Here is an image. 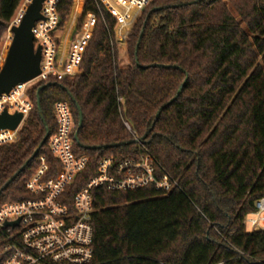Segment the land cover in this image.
<instances>
[{"label":"trees","instance_id":"obj_1","mask_svg":"<svg viewBox=\"0 0 264 264\" xmlns=\"http://www.w3.org/2000/svg\"><path fill=\"white\" fill-rule=\"evenodd\" d=\"M21 3L0 0V41ZM79 4L70 19L72 0L58 5L68 34ZM87 14L77 50L94 23L76 73L35 79L17 141L0 146V189L11 179L0 205L30 197L24 183L40 155L55 167L47 139L30 157L56 130L53 103L65 100L76 123L81 111L73 149L88 158L69 191L95 174L102 157L143 150L181 188L94 189L92 264H264V231L243 225L264 197V0H150L135 22L139 7L118 20L100 0H84L76 31ZM130 27L120 66L116 39L122 43ZM133 135L145 137L138 144ZM218 232L261 262L236 258Z\"/></svg>","mask_w":264,"mask_h":264},{"label":"built area","instance_id":"obj_2","mask_svg":"<svg viewBox=\"0 0 264 264\" xmlns=\"http://www.w3.org/2000/svg\"><path fill=\"white\" fill-rule=\"evenodd\" d=\"M30 1L24 0L18 17L8 25L9 40L10 26L17 24ZM122 1L137 3L140 13L150 0ZM60 2L44 0L40 9L42 19L36 21L32 28L34 46L41 47L40 74L36 79H46L50 74L70 75L66 66H75L80 58L76 49L69 48L62 64L58 63L59 32L64 27L60 28ZM3 108L9 112H21L23 122L32 109L27 84L16 85L7 95L0 97V112ZM52 115L56 130L47 138V146L56 160L55 167L52 168L46 157L40 155L24 183L30 197L0 205V264H92L94 189L126 192L150 187L162 194L181 190L177 179L143 150L142 154L132 158L102 157L97 162L95 174L72 193L68 189L77 185V177L85 170L88 158L76 154L73 149L77 123L68 102L56 100ZM123 124L131 132L130 125L125 121ZM17 130H1L0 146L17 141ZM133 138L139 139L136 135ZM243 225L245 231L249 226L247 232L264 231V197L254 201L253 210L245 216ZM219 235L234 251L236 258L261 262L238 249L221 233Z\"/></svg>","mask_w":264,"mask_h":264},{"label":"water","instance_id":"obj_3","mask_svg":"<svg viewBox=\"0 0 264 264\" xmlns=\"http://www.w3.org/2000/svg\"><path fill=\"white\" fill-rule=\"evenodd\" d=\"M44 0H31L25 7L22 15L20 16L17 24L10 26L11 33L10 41L7 46L6 54L3 63L0 67V97L7 95L16 85L27 84L35 80L40 74V60H41V47L40 45L34 46V35L32 28L36 21L42 19L40 13L41 5ZM185 80L179 86L175 97H177L182 90V86ZM37 90L36 105L39 109V99ZM174 97V98H175ZM159 113H156L155 118ZM23 114L18 111L9 112L6 108H3L0 112V131L10 130L15 131L19 128L22 122ZM43 118V117H41ZM82 114L78 108V121L77 129L74 139L78 142L77 131L81 127ZM48 134H46L37 148L33 151L31 159L34 158L39 148L46 141ZM143 136L142 138H144ZM142 138L133 140L134 142H140ZM27 162L19 169L21 171ZM18 171V172H19ZM9 179L0 191L9 183Z\"/></svg>","mask_w":264,"mask_h":264},{"label":"rangeland","instance_id":"obj_4","mask_svg":"<svg viewBox=\"0 0 264 264\" xmlns=\"http://www.w3.org/2000/svg\"><path fill=\"white\" fill-rule=\"evenodd\" d=\"M23 2H24V0H22V3L18 7V9H17L15 15L13 16L11 22H13L18 17L19 11L23 8V4H24ZM103 2L106 4L107 8L113 13V16H115L118 20H122L125 12L128 10L129 7H131V6L139 7V5L137 3H135V2L125 3L122 0H103ZM73 6H74V0H73V5H72L70 13L73 11ZM80 11H81V9H80V4H79V11L77 12L76 17L74 15V19H75L74 29H75V24H76V21H77V18L79 16V14H80ZM141 12L139 13L138 17H136L134 22L139 18ZM89 15L90 14H87L85 16V18H87ZM83 23H82V25H84ZM66 25L59 32L60 44H59V49H58V54H57L59 65L62 64V63L59 62V58L62 55L63 56L66 55V52H67V50L69 48V44H70V36H71L72 32L74 31V30L71 31L69 34L67 32H64V30L66 28ZM132 25H131V27H132ZM7 27L5 28V30L3 32V35H2V39L0 41V67H1V65L3 63L4 57H5V54H6V50H7V46H8L9 41H10ZM131 27H130V29H131ZM79 33L80 32H76L75 35L73 36V39H72L73 42L71 44V49H76L78 44L76 45L75 42H76V39L78 38ZM85 38H86L85 35H83V36H81L79 38V40L84 41ZM122 38H125L124 41L122 43L117 41V47H118V50H119V64H120V66H125L127 64V55H126V51H125L126 50L125 41H126L127 36L126 37H122ZM34 82H35V80L27 83V87L33 85ZM245 228H246L247 231H249V229H250L248 225Z\"/></svg>","mask_w":264,"mask_h":264},{"label":"crops","instance_id":"obj_5","mask_svg":"<svg viewBox=\"0 0 264 264\" xmlns=\"http://www.w3.org/2000/svg\"><path fill=\"white\" fill-rule=\"evenodd\" d=\"M102 2H103V0H102ZM72 3H73V0H72ZM83 3H84V0H80V9H81V11H80V14H81V12H82V6H83ZM104 3V2H103ZM105 4V3H104ZM106 5V4H105ZM72 6V5H71ZM79 11V10H78ZM77 11V12H78ZM70 12V11H69ZM77 12L75 13V17H76V14H77ZM80 14H79V16H80ZM71 16H72V12L70 13V17H69V19L71 18ZM79 16H78V18H79ZM93 16V15H92ZM78 18H77V20H78ZM116 18V17H115ZM117 19V18H116ZM85 20H86V18H84V20H83V22L85 23ZM69 21V20H68ZM83 23V24H84ZM93 23H94V17H93ZM93 23H92V27H93ZM76 24H77V21H76ZM76 24H75V29H74V26H73V28H72V34H71V36H70V44H69V48H71V44H72V39H73V36L75 35V33L76 32H81L82 31V29H83V25L81 26V29L79 30V31H76ZM92 27H91V29H90V32H89V35H90V33H91V30H92ZM129 31H130V28H129V30H128V32H127V34L129 33ZM127 34L126 35H124V36H122V35H120V30H119V35H120V37H126L127 36ZM89 35H88V37H89ZM88 37H87V39H88ZM87 39H86V41H87ZM115 39H116V36H115ZM77 40H78V38L76 39V42H75V44L77 45ZM86 41L84 42V44L82 45V47H81V49L80 50H77V48H76V50L78 51V53L79 54H81V52H82V49H83V47H84V45H85V43H86ZM116 43H117V39H116ZM68 48V49H69ZM69 50H67V52H68ZM67 52H66V54H67ZM66 56V55H65ZM66 69L67 70H69V73H70V75H72V74H75L76 73V71H77V64L75 65V66H66Z\"/></svg>","mask_w":264,"mask_h":264}]
</instances>
